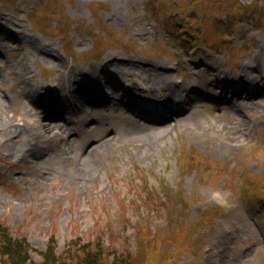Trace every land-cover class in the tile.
Listing matches in <instances>:
<instances>
[{
    "label": "rangeland",
    "instance_id": "374dc122",
    "mask_svg": "<svg viewBox=\"0 0 264 264\" xmlns=\"http://www.w3.org/2000/svg\"><path fill=\"white\" fill-rule=\"evenodd\" d=\"M232 1L257 11L231 19ZM200 7L205 14L188 20ZM262 7L263 0H0V222L38 249L50 234L58 251L78 237L102 239L105 249L127 239L140 249L136 264H161L178 245L185 252L177 250L175 264L192 256L194 264H264V92L255 83L264 73ZM202 25L207 41L186 58ZM232 30L246 47L241 55L224 43ZM110 41L129 51L105 47ZM133 59L158 70L120 63ZM237 61L260 67L246 76L229 67ZM54 87L61 104L44 98ZM194 87L199 95L184 110ZM235 90L257 92L246 99ZM160 102L173 112L148 121L145 108Z\"/></svg>",
    "mask_w": 264,
    "mask_h": 264
},
{
    "label": "trees",
    "instance_id": "16d2710c",
    "mask_svg": "<svg viewBox=\"0 0 264 264\" xmlns=\"http://www.w3.org/2000/svg\"><path fill=\"white\" fill-rule=\"evenodd\" d=\"M8 239V238H7ZM3 249H13L11 247L10 244H3ZM14 245V244H13ZM23 246L20 242H17L16 243V251L15 249H13L14 251V255L16 257V260L14 262V264H23L25 262V259H24V255L23 253L20 251V249H22ZM44 264H50L51 262L54 263V259L51 257L50 255V251H48L46 254H44ZM85 260L91 264V263H94V264H135L134 262V259H133V255H131V253H128L127 255H125V257H115L114 261L112 263H106V262H103V261H99V254L97 253H94V254H91L90 255V258H85Z\"/></svg>",
    "mask_w": 264,
    "mask_h": 264
},
{
    "label": "bare ground",
    "instance_id": "6f19581e",
    "mask_svg": "<svg viewBox=\"0 0 264 264\" xmlns=\"http://www.w3.org/2000/svg\"><path fill=\"white\" fill-rule=\"evenodd\" d=\"M112 62H113V60H112ZM120 63H122V64L123 63H125V64H128V63H137V64H139V65L147 68L150 71H157L158 70L157 66L155 64L151 63V62H143V61H139V60H122V61L120 60ZM255 67H257V65L256 66H252L251 68H255ZM159 70L162 71L161 68H159ZM156 73H158V72H156ZM258 76H259V79L258 80L260 82H263L264 83V73L261 70H259V75ZM261 91L264 92V86L261 88ZM41 127H42V134H43V136L44 137L45 136H48L49 134H48V132L46 130V124L45 123H41ZM50 139H53V138L50 137ZM55 140H60V139H55Z\"/></svg>",
    "mask_w": 264,
    "mask_h": 264
}]
</instances>
